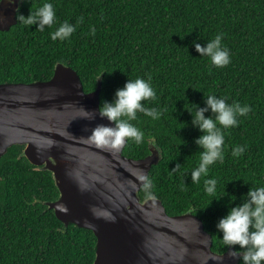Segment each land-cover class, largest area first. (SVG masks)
Listing matches in <instances>:
<instances>
[{
    "label": "trees",
    "instance_id": "16d2710c",
    "mask_svg": "<svg viewBox=\"0 0 264 264\" xmlns=\"http://www.w3.org/2000/svg\"><path fill=\"white\" fill-rule=\"evenodd\" d=\"M44 2L24 0L17 17ZM50 2L55 10L51 26L40 30L17 19L0 30V83L47 80L55 64L63 63L78 72L85 91L94 90L101 76V102L126 79L150 75L156 97L142 103L163 109L162 114L152 120L138 112L132 123L144 132L142 142L128 139L123 148L133 158L148 154L149 142L161 148L162 157L148 175L152 195L143 187L139 195L161 199L171 215L191 209L212 235V250L226 251L217 219L230 200L239 203L248 187L264 184V0ZM66 20L74 31L52 40L49 33ZM217 33L230 56L220 67L200 56L192 43L203 46ZM208 94L250 106L235 126L222 128L224 158L209 165L207 173L217 180L214 193L204 191V175L198 183L190 179L199 162L194 138L200 130L186 108L203 106ZM235 145L245 146L236 157L231 155ZM22 148L11 146L0 160V264H92L96 235L56 216L47 204L59 197L52 174L32 164Z\"/></svg>",
    "mask_w": 264,
    "mask_h": 264
},
{
    "label": "water",
    "instance_id": "95a60500",
    "mask_svg": "<svg viewBox=\"0 0 264 264\" xmlns=\"http://www.w3.org/2000/svg\"><path fill=\"white\" fill-rule=\"evenodd\" d=\"M24 0H0V30L17 22ZM102 78L85 91L78 72L56 63L51 78L0 83V160L13 145H22L28 160L51 172L59 197L48 201L66 225L91 229L96 235L92 264H237L238 257L212 250V235L200 217L188 210L171 215L161 199L139 195L161 148L133 158L118 149L87 140L97 123L85 118L81 105L95 111ZM127 141V140H126ZM235 247V246H234Z\"/></svg>",
    "mask_w": 264,
    "mask_h": 264
},
{
    "label": "clouds",
    "instance_id": "9594fccd",
    "mask_svg": "<svg viewBox=\"0 0 264 264\" xmlns=\"http://www.w3.org/2000/svg\"><path fill=\"white\" fill-rule=\"evenodd\" d=\"M17 19L25 25H33L43 30L46 25L51 26L55 21V10L50 0L34 9H30L27 15L20 14ZM82 19V18H81ZM74 31V25L67 20L59 23L54 31L49 33L52 40H64ZM90 32L95 28L90 26ZM222 33H217L212 39L206 41L203 46L193 41V46L200 56L207 57L211 65L224 66L229 63L230 56L227 47L221 45ZM151 76L147 79L141 76L128 78L123 85L114 90L110 100H102L95 111L86 109L81 105V111L85 118L93 119L98 115L109 124L97 123L88 132L87 140L99 146L118 149L131 139L140 144L144 132L132 123L137 120V113H143L152 120L160 118L163 109L146 107L142 101L155 99L156 93L150 83ZM203 106L196 103L194 109L186 108L191 114V124L200 130V134L194 138V143L201 149L198 164L190 170L192 183H198L202 175L204 191L214 193L217 180L207 176L209 165L224 158V130L235 126L239 115H245L250 106L241 105L239 102L228 103L224 96L208 94L202 97ZM209 112V115H205ZM245 146L235 145L231 155L236 157L243 153ZM175 165L170 171H175ZM138 179L143 183V188L148 195H152L151 180L140 173ZM244 198L236 204L227 207V211L220 216L215 228L221 236L222 243L228 248V255L238 257L237 264H264V184L256 187H248ZM235 246V247H234ZM239 249V250H238Z\"/></svg>",
    "mask_w": 264,
    "mask_h": 264
}]
</instances>
